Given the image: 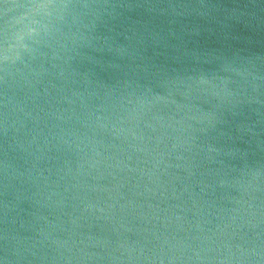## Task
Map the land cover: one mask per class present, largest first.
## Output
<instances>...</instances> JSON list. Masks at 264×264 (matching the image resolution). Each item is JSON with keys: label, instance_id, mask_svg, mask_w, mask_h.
Instances as JSON below:
<instances>
[{"label": "water", "instance_id": "1", "mask_svg": "<svg viewBox=\"0 0 264 264\" xmlns=\"http://www.w3.org/2000/svg\"><path fill=\"white\" fill-rule=\"evenodd\" d=\"M0 264H264V0H0Z\"/></svg>", "mask_w": 264, "mask_h": 264}]
</instances>
